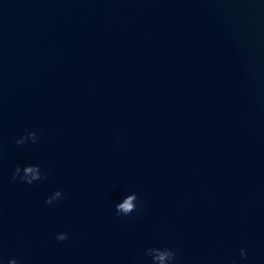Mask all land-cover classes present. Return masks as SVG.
Returning <instances> with one entry per match:
<instances>
[{"label":"water","instance_id":"water-1","mask_svg":"<svg viewBox=\"0 0 264 264\" xmlns=\"http://www.w3.org/2000/svg\"><path fill=\"white\" fill-rule=\"evenodd\" d=\"M149 247L264 264V0H0V264Z\"/></svg>","mask_w":264,"mask_h":264},{"label":"clouds","instance_id":"clouds-1","mask_svg":"<svg viewBox=\"0 0 264 264\" xmlns=\"http://www.w3.org/2000/svg\"><path fill=\"white\" fill-rule=\"evenodd\" d=\"M38 136L35 131H26V133L16 140L17 145H24L28 142L32 144L38 143ZM47 179V173L43 172L39 164H27L23 167L17 165L12 173V180L19 181L23 184L33 185ZM64 198L60 190L53 192L48 196L44 203L51 206L54 202H59ZM139 197L135 191H132L122 197L120 201L115 204V212L117 216H130L133 213L140 211ZM56 240L62 242L69 239V233L60 232L56 234ZM144 255L150 257L151 264H176L178 259L177 252L169 247H149L145 249ZM240 257L247 259V252L244 248L240 250ZM8 264H19L15 258L10 259ZM236 264V261H232Z\"/></svg>","mask_w":264,"mask_h":264}]
</instances>
